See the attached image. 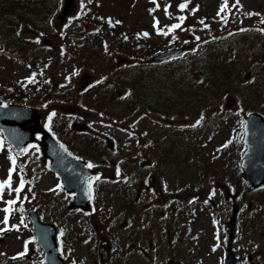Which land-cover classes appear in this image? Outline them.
<instances>
[{
	"label": "rangeland",
	"instance_id": "374dc122",
	"mask_svg": "<svg viewBox=\"0 0 264 264\" xmlns=\"http://www.w3.org/2000/svg\"><path fill=\"white\" fill-rule=\"evenodd\" d=\"M16 1L17 0L12 1V5L14 7L10 6L9 9H16L18 12L20 10L23 13H25L26 10L30 11L26 5L27 3H25L24 0H21V2ZM52 2L54 3V0H48V3ZM157 2L160 4V7L156 8L154 13L156 17H160L162 19L164 24L178 23L179 21L176 19V17L185 16V11H191L193 12V19H196L198 16H200L201 20H203L204 23L206 22L210 29V34L213 37L215 34H220L219 36H222L230 32L240 33L233 35L229 40L230 42L236 43L235 46L241 52L240 59L237 63H234V65H237L234 66V70L235 68L236 71L242 70V75L239 74V80H241L242 84L246 87L250 85V82L255 83V81L258 80V77L264 76V35L257 32L256 26L264 16V14H260V11H262V13L264 11V0H240V5L238 8L232 7V5L235 3V0H228V5L225 11L219 16L217 15V12L221 6L222 0H188V7L183 11L178 9V4L184 2V0H157ZM84 4L85 7L83 13L91 7H93V9H97L98 12H96L94 19L91 15L85 16V14H80L81 0L71 1V6L64 13V19L70 20L71 17H74V24L78 23L81 25L75 26L79 28L80 31H74V40L81 39L82 33L90 34L92 37L95 36V34L97 35L99 49H101V51L96 53H98L101 57L108 58L102 49L103 40L101 38V32L98 33L96 30L100 29L101 31L106 26L96 25L94 20L98 24H106L105 17L107 15L109 17H113L112 23H116L115 20L120 19V23L116 24L123 25V38L126 42L128 38H130V40L135 39V42H148L146 44L150 45L146 49V52H154V50L160 48V44L164 42V37H162L163 32L158 34L157 30L151 24V21L153 20V12H150L149 10L156 7V5L153 3V0H91V3H89L88 0H84ZM166 4L170 5L168 11L171 13V16L166 15L164 12V6ZM193 9H195V11H193ZM62 10V6H60V8L55 6L50 13L62 14ZM251 11L254 13H259L260 15L247 16L246 13ZM222 16H227V22L221 19ZM79 18L81 20L80 22H77ZM204 18H206V20ZM65 20H63L64 23ZM186 20L187 19H185L182 24V29H186L182 32L181 37L184 39H190L187 38L191 33L188 32ZM23 21V23L16 22L15 30H13V32L9 33L8 35L11 37L10 39L12 41V38L20 39L22 41L20 42L23 44L22 49L24 51L18 57H15V60L10 61L2 55V52H0V69L6 71L8 74L13 73V76L6 74L3 77L7 83H10L12 78H14V80L19 78V80L22 81L18 85L13 86L12 90L14 93L16 92L17 87L20 89L21 87L19 86H22V84L26 85V93L16 95V98L21 99V97L26 95L29 98L35 100L38 104H41L42 107V102L46 101L48 104L47 109L49 108V113H52L53 111L58 112V118H61L59 124L61 133L74 139V147L80 152L82 149H85L88 152V158L93 159L94 161L95 158L100 159L95 155V153L99 152L101 149L106 150V153H108L107 148H105L107 147L106 140L94 138L95 136L92 137L93 135H82L80 131L73 130L72 124L74 122H90V134L95 133L104 138L110 136V138L114 140L115 145L112 150L109 149L110 152L108 160L111 162V158L115 159L116 161L121 159L123 161L122 165L125 168V174L122 175L119 180L114 181L112 178L113 175L104 171L105 176L101 177V179L103 178L101 183L104 184L106 182L107 188L113 187L115 184L114 187L117 189L113 190V194H119L116 197V199H118L128 197L126 189H123L122 182H124V186H129L132 188L130 200L134 201L136 198L135 194L137 193L142 180L144 182V187H146L145 192L143 191V194L139 196V200L137 199V202H133L131 206V208H136L137 211L143 213L142 218L135 221V224H139L143 229L139 234H128V236L132 239V241L129 243L130 247L133 248L135 252H138L140 248L145 249V253L142 249V253H139L142 255V259L145 262H148V260L145 258V254H153L155 256L154 252L156 251L159 254L160 263H166L170 256H172L174 245L172 246V244L168 243L169 238L173 235V231L170 233L168 232L169 227L163 217L166 218L168 213L172 215V210L170 209L169 204L165 203L168 201V199L174 200L176 198L184 202H188L193 196H197L200 202H203L206 199L209 202L207 204H197L193 207L192 214L195 217L196 213H198V218L195 225L191 229L196 231L197 237H190V243L184 245L185 249L182 250L181 254L186 255V259L192 261V264H225L226 259L224 248L226 243L222 242V238L226 237V235L225 226L223 227L221 224V219L225 217L227 222L231 214L232 206L236 204L237 206H241V212L238 216L240 231H238L232 249L239 256H246V252L254 254L255 262L257 264L262 263V259L264 261V185L259 188H252L245 181L239 180V169H241L240 162L242 161V155L244 151L242 140V120L245 116L253 111L259 112L257 109H262L260 112L264 113V97H261L257 100V95L259 92L255 90L248 91L246 89V92L241 93L240 96L243 95L248 97L249 95L251 98V104H248V100H243V98L238 99L236 102L238 96H235L234 91H231L230 95H225L224 97H221L222 95L219 94L221 91H219L213 96L216 100L209 99L208 107H206L207 115L206 117L203 115L204 119L201 121V124L195 128L190 127V125H193L198 119H200L201 114H195L192 117L191 114L185 115L184 113H181L185 115L183 117H179L178 115L169 118H166V116L163 115L155 117L158 124V128L155 130V132L157 133L159 130L160 133L164 135L165 139H167L169 136H174L172 140L167 141L168 144H171L172 141L180 142L181 137H187L189 134V138L187 137L188 141L182 140L181 143L184 149H188L189 146L192 147L195 145V142L199 140L198 134L201 133L203 135V139L201 140L202 143L211 145L204 151L209 163L207 164L206 173L203 174V178L201 177V187L190 186V188L188 187L186 190H184L185 194H183V192L178 193L179 191L177 186L180 185V181L175 182L174 180V182L171 181V185H164V183L162 184V182H164L163 177L159 176L163 173L162 171H158L157 175H150L148 174V170H143V168L148 166L144 164L145 157H147L145 154L151 153V145L140 143V141L147 142L151 138L150 133L148 134L146 131V128H151H149L148 124L150 123L151 118L147 117L144 121H141L142 117L139 114L144 108H140L138 111L137 109L131 111V108L134 107V103L125 101L124 109L121 114H128L130 116L119 115V118L123 119V121L120 122L117 118V122L114 124L115 127L108 128L106 124H111L112 121L108 120L109 117L101 115V110L98 108V105L103 107L106 102L105 100L101 99L102 89H95V87L93 88L95 89L94 93L93 89L88 93H86L83 88L79 89L81 87L78 86H88V83L103 76L106 78V80L109 76V82L115 80L116 76L112 75L113 72H109L108 74L104 71H101L102 69L99 68L101 65H104L105 70L111 68L112 63L110 60L106 59L105 62L97 64V55L92 54L89 56V58L94 64L92 66L89 64H84L82 59L84 54L87 53L85 52V49L94 48L91 47V45L89 46V44L86 42H84L83 47L80 46V49H83L84 53L78 51L74 56V59L69 60V58L63 54V50L60 48L62 43H60L59 37L56 34L45 31L46 28L44 29V27H47V25L42 26L45 34L41 35L38 31H33L32 29V27H40L38 24H29L28 26L26 25L27 19ZM59 21V17L54 16L53 22L59 24ZM10 25L12 26V23H10ZM63 28L65 27L63 26ZM58 29H61V27ZM241 29H247V31H241ZM66 31L67 29L65 32ZM144 32H147L149 35L146 37H138V35ZM17 33H19V35ZM8 35H1L0 43L2 39H5L6 41V38L3 37H7ZM37 37L39 38V43L36 42ZM44 38L48 39V42H45ZM204 39L205 38L202 37L201 41ZM167 43L170 45L168 41ZM194 44L195 41L191 43V46L194 47ZM122 47L124 50H128L129 48L127 44L122 45ZM112 48L118 50L117 53L122 51L120 44L117 42L113 43ZM211 49L208 56L212 58L222 53L217 49L215 44L211 45ZM257 51H259V53H257ZM120 54H122V56L118 55L119 59H114L115 62H124L129 60L126 55H123L125 53ZM180 60L178 59L177 62H180ZM209 62L211 63L210 67L214 70L212 71V74L218 76L222 72L221 69H219L222 66L218 65L220 61L209 59ZM39 63L50 64L49 69L45 68L44 71H40V66H37ZM162 64L164 65V63ZM95 65L99 68V70L95 69ZM177 68L178 67H176V65L174 68L159 66L150 72V74L156 78H159L160 75L155 73L169 69V72L167 73H177L181 77L182 84L185 86L188 84L191 76L189 73L179 74L176 72V70H178ZM211 68L208 67V69ZM250 71L252 72V76L250 78V82L247 83L248 79L245 78V74ZM128 72L129 71L126 70L122 74H127ZM33 73H35V82L30 83L29 78L33 77ZM160 74H162V72H160ZM207 76L208 75H206V73L204 76H200L196 73L195 77H198L199 80L192 82L191 88L186 85L189 90H191L193 93L199 94L203 97V99H207V94H211V81L209 80L206 82V79H208ZM138 78L141 80L146 79L148 82L149 75H144L140 72L138 73ZM252 78L255 79L252 80ZM64 80L72 81V85H61V82ZM7 83L4 82L5 85ZM231 83L232 85L236 86L233 82H230V86ZM128 85L134 89V94L130 97L132 98L136 94L137 89L135 88V84L133 82H128ZM150 85L151 83L148 82L145 85V89L143 90L142 88L144 94L151 97H143L144 100H152L156 103L161 99L162 102L166 99L167 101L165 100L164 102L166 106L173 103L172 98L161 91H158V97L153 99L154 95L150 94L153 92L151 91L153 89H148V86ZM118 86L119 88L114 89V91L110 93L111 98L108 101L109 104L114 103V101L117 99L119 100L124 90L128 87L122 83H120ZM141 87H143V83ZM59 88H63L65 90L60 92ZM68 90H70V92ZM65 95H68L67 100L62 101ZM140 97L141 96H138L137 98L139 103L141 102ZM229 98L234 100L233 103L228 102ZM123 100L128 99H122V101ZM240 101L244 106H242ZM239 102L240 104H238ZM251 105L253 106L254 110L250 112L247 110V108H250ZM181 109L184 108L180 106L177 108V111H180ZM119 111L121 110L119 109ZM116 114L118 113L116 112ZM152 115L155 114L152 113ZM208 115L209 117L216 116L217 118H214L217 120V123H214L212 119L208 118ZM55 118L56 117H53V119ZM207 121L208 124L212 125H207ZM217 125L219 128L216 127ZM130 126H136L135 131H133ZM229 141H231V143H229ZM224 145H227V147H224ZM213 146H217V148H219L223 153L221 154L219 149L217 152H215V147ZM37 148L40 150V146L36 145L33 150L30 149L27 153H24L21 156L18 155L19 159L21 161L29 162L31 158L36 156V158L39 160L34 166H45V162L43 161L42 157L38 156L39 152L36 150ZM92 148H94L96 152L90 153L89 149ZM9 155H11L10 152L4 153V156L1 158L0 180L7 178L8 170L11 167ZM213 161H215V163H213ZM104 165L105 162L100 163V166ZM125 179L126 181H124ZM25 180L31 181L28 177H26ZM55 181L56 180L52 177V175L48 174L42 178L40 188H48ZM193 181H195L194 178ZM18 183L19 175L17 174L16 176L14 175L13 178V187L18 185ZM29 184L30 183H28V186ZM222 184L227 188H225ZM165 186H167L168 189L165 190ZM179 188L182 189V187ZM228 189H230L232 192H236L238 189H240V197H237V199L227 198L226 190ZM34 190L35 187H32V191ZM212 190L216 191V195L209 198V193ZM120 191H123V193L120 194ZM27 193L28 192L26 190L24 193H21V199L18 200V202H20L22 205L23 211L29 209L30 206L35 205V203L30 201L31 196ZM25 196H27V199L24 198ZM38 196H42L39 199L40 201H45V197L43 195L39 194ZM4 198L5 200L14 199L15 193H9L6 191ZM60 198H62V196H57L55 194L53 198V202H55V204L52 206H49L52 202H47V204L45 202L42 203V210L46 221H51V215L53 212L61 208L57 202V200ZM105 200L109 203L113 201L111 197H108ZM17 204L13 206L14 209H16ZM152 204H154L153 207ZM249 204H252V209L255 211V214H253V210L251 211L248 209ZM4 207L5 204L0 203V209H3ZM154 207L156 211L154 210ZM66 210H63L60 216L61 220L66 223L67 233L64 232V235H60V237L61 239L66 237V242L68 245L70 240L74 239V236H71L70 234L72 228L74 227V223L77 222L78 219L70 215L72 212H68ZM258 210L260 213H263L258 215ZM146 213L149 214L147 215ZM119 214L120 217L117 218L115 222L118 226L122 225L124 222V217L121 215V209ZM162 214H164L163 217ZM255 215H258V218H256L257 216L255 217ZM3 216L4 213L0 211V220L3 219ZM250 216L253 218L249 221ZM92 218L93 217H90L89 221H91ZM106 219L109 220V218ZM16 220L19 221L20 218L16 216ZM175 222L178 229V226L182 225L181 220H175ZM92 223L98 224L103 231H106L103 229V227L107 224V222H99L93 219ZM2 227H5V225L0 224V228ZM96 230V232H98L101 236L102 240L107 239L112 235L107 231L99 232L98 229ZM249 230H251V233ZM181 233L185 237L184 233ZM122 235H124V233ZM156 235H159L160 237L158 238ZM82 238L83 236H80V239ZM180 238L181 237H179V239ZM25 240H27V234L21 233L17 230L10 235L5 233L3 237H0V257H2L4 260L0 264H10V257L17 256V254L21 251V248H23ZM150 242H153L154 244L157 243V245L153 246V253L147 251V248H150ZM98 246H96V251ZM86 251L88 254L93 253L88 247ZM194 258H197L198 260L193 261ZM29 261L30 259L27 261V263H29ZM15 263L21 264V261L17 260ZM245 264H249L246 258Z\"/></svg>",
	"mask_w": 264,
	"mask_h": 264
},
{
	"label": "water",
	"instance_id": "95a60500",
	"mask_svg": "<svg viewBox=\"0 0 264 264\" xmlns=\"http://www.w3.org/2000/svg\"><path fill=\"white\" fill-rule=\"evenodd\" d=\"M168 55L170 54L167 53L163 56L166 57ZM163 56L161 55L159 58ZM15 112L17 117H13L14 113H10L9 111L7 113L8 115H6L8 116V119L0 114V126L4 129L6 135L13 142L18 151L19 147H17L14 142V137L22 138L20 147H25L29 141L33 140V135L36 132H42L44 133L43 138L47 149L51 146H56L58 152L64 153V150L59 143L46 134V130L41 125L40 113L37 110L28 107H17ZM30 122H33V125L29 129L27 128V124ZM77 125H75L76 128L85 127ZM245 125H247V127H245V141L246 144L249 145V149L246 153L243 164L245 169L244 175L252 185L257 186L264 181V168L261 173L258 172V167L264 166V117L259 113H253L245 119ZM85 166L86 163L84 161H80L70 156L68 163L61 169V174L70 185L69 189L76 191V198L79 200L80 205L87 208L89 200L87 181L93 173L86 170ZM70 181L72 183L74 182V184H71ZM30 217L37 241L44 248L47 259L49 263H51L53 258L55 260L58 258L56 227L53 224L43 223L38 214L34 211H30ZM230 226L231 228L229 230L227 245V264H240L231 248L234 231L236 230L235 220Z\"/></svg>",
	"mask_w": 264,
	"mask_h": 264
},
{
	"label": "trees",
	"instance_id": "16d2710c",
	"mask_svg": "<svg viewBox=\"0 0 264 264\" xmlns=\"http://www.w3.org/2000/svg\"><path fill=\"white\" fill-rule=\"evenodd\" d=\"M12 1L13 0H0V36L1 35L6 36L9 33L13 32V30H15L16 22L19 23L25 19H27L26 22H30V23H33L34 25H36L35 22L33 21V18L35 16L38 17V14H39V13H37L38 4H36V1L33 5L27 2L28 4H26V5L30 11L26 10L25 13H23L20 10L18 12L16 9H13V10L9 9L10 6L14 7L12 5ZM18 1L19 0H17L16 2H18ZM10 11H13V12H10ZM36 22L38 24L41 23L39 19H37ZM10 23H12V26L10 25ZM10 38L11 37H9V35L6 37V39H7L6 43H8L11 47L14 45L18 46L17 44L14 43L15 38H12L13 41ZM121 48L123 49L122 46H121ZM85 52H87L86 53L87 55L84 54L82 62L84 64H89L90 63V61H88L90 59L89 56L92 54L95 55V53H93L95 51H92V50L86 51L85 50ZM128 53L130 54V51ZM131 54L137 55L138 57H141V58L146 57V54L144 53V51H141L140 49H137L136 51L132 52ZM240 54H241L240 50L236 49V47H233V49L229 52V54L226 51L225 52L223 51L221 54H218V56H216L214 58L208 56L209 54L204 56L201 53L202 58L204 57L203 60H207V61H203L201 63V66H203L204 62L207 64L206 75H208L207 76L208 79H206V82H208L209 80L211 81V94H207V92H206L207 99H203L202 96H200L199 94L193 93L191 90H189L187 88V86L191 88L192 83L186 84L187 86L186 85L184 86L180 79H170V78L157 79V82H158L157 88L161 92H163L164 90L169 91L172 95L171 98L173 101V103L171 105L169 104L167 106L164 103L166 99L163 102L161 101L162 99L159 100L158 102H156L157 112H161L162 114H165V116H166V113H169V115H173V116L180 115L181 117L185 116L186 114L187 115L193 114L194 112H197L204 107H208L209 99L216 100L215 97H213V96L215 93H218L219 91H221L219 93L222 95L221 97H224L225 95L226 96L230 95L231 91H234L235 95L240 96L241 93L246 92V89L248 90V88H249L248 91L255 90V91L259 92V94L257 95V100L259 98L263 97L264 76L262 78L258 77V80L255 81V86H253V87L250 86L247 88V86L245 87L244 85H241L240 80H239V74L242 75V70L236 71V68L234 70V66H237L236 64L234 65V63L238 62V60L240 59ZM209 59L220 61V63L218 65L222 66L221 68H219V69H221L222 72L218 76L212 74V71H214V70H213V68L210 67L211 63L209 62ZM186 64L189 65V61H187ZM208 67L211 68L212 70L208 69ZM198 68H199V72L204 71V68H201L200 66H196V70ZM178 73H181V72L178 71ZM194 78H196V77H194ZM129 79L131 81L136 80L135 77H129ZM173 82H176V86L179 88L177 94L172 93V91L174 89ZM230 82H233L236 86L232 85V83L230 86ZM133 83L135 84V82H133ZM146 83H148V82L146 81ZM150 83L152 84V82H150ZM10 85H12V84L5 85L6 87H4V89L8 93H10L8 91V88ZM19 87H21V88L18 89L15 93L12 90V93H14V95H19L21 93H25L26 88H23V86H19ZM150 88L153 89V90H151L153 92L150 94L154 95L153 99H156L158 97V89L153 87V85L148 86V89H150ZM140 93H142V90ZM143 94H144V92H143ZM10 96H12V94ZM144 96H145V94H144ZM23 97L25 98L26 101H34L33 104H35L36 106H40V107L42 106L41 104H38L35 100L29 98L26 95ZM240 97L243 98V100L247 99L248 100L247 103L251 104V98L249 97V95H248V97L243 96V95ZM8 98L9 97H6V99H8ZM180 106L184 109L177 111V108ZM114 109L116 110L114 112L115 114L117 112L119 115H121V113H120L121 111H119V109L117 107H114ZM122 109L123 108H120V110H122ZM247 109H253V106L251 105L250 108H247ZM181 113H184L185 115L181 114ZM172 160L175 161L173 164L175 166V164L178 163L177 158L175 157V154H174V157H172ZM179 173L182 174V171L179 170ZM179 177H184V176H179ZM181 179H183V178H181Z\"/></svg>",
	"mask_w": 264,
	"mask_h": 264
},
{
	"label": "snow or ice",
	"instance_id": "6c2138e0",
	"mask_svg": "<svg viewBox=\"0 0 264 264\" xmlns=\"http://www.w3.org/2000/svg\"><path fill=\"white\" fill-rule=\"evenodd\" d=\"M88 2L91 3V0H88ZM153 3L156 5V7L153 8V9H150L149 10L150 12H154L156 10V8L160 7V4L157 2V0H153ZM227 5H228V0H222L221 6H220V8H219V10L217 12L218 16L222 12L225 11ZM239 5H240V0H235V3L232 5V7L233 8H238ZM80 7H81V14H83V10H84V7H85L84 0H81ZM169 7H170V5L166 4L164 6V12H165L166 15L171 16V13L168 11ZM178 7H179V9L181 11L186 9L188 7V0H184V2H182V3H180L178 5ZM193 11H195V9H193ZM246 15L247 16H253V15H260V14L259 13H251V12H249V13H246ZM101 19H103V18H101ZM176 19L179 21L178 23H174V24H172L170 26H167L169 32H173L176 29L184 30V29H182V24H183L184 20L186 19V17L185 16H179V17H176ZM221 19H223V20H225V22H227V16H222ZM50 23H51V21H50ZM108 23L110 25L112 24L111 18L108 19ZM116 23H120V21H116ZM200 23L203 24L204 23L203 20H201ZM261 23L264 24V19L261 20ZM159 24H160L159 20L154 18L153 27L157 30L158 34L162 33V29L159 27ZM64 27H68V25L65 24ZM205 27H207V25H205ZM258 30L261 31V32H264V28H261V29H258ZM96 31L99 32L100 29H97ZM241 31H247V29H241ZM17 34L19 35V33H17ZM163 34L167 35L168 33L167 32H163ZM143 35L146 37L149 34L147 32H145V33H143ZM199 39H200L199 37H196V40H199ZM36 42L37 43L40 42L38 37L36 39ZM34 77H35V73L33 74V77L29 78V82L30 83L35 82L34 81ZM97 83H99V81ZM0 107H7V106L6 105H0ZM56 115H57V113L55 111L50 113V115L48 116L49 125L51 124V121H52L53 117H55ZM101 115H103V114H101ZM203 119H204V116H203V114H201L200 119H198L193 125H190V127H193V128L197 127L198 125L201 124V121ZM46 126H48V125H46ZM245 127H247V125H245ZM21 141H22V138L14 137V142L16 143L17 147H19V152L20 153H27L29 148L34 147V145H29L27 147H20ZM229 143H231V141H229ZM3 146H4L3 145V141L0 140V148H2ZM61 147H63V146L61 145ZM224 147H227V145H224ZM36 150L39 151V148H37ZM65 151H67V149H65ZM9 159L11 161V167L8 170L7 178L3 179V180H0V201H2L5 204V207L3 209H0V211H2L4 213L3 219L0 220V224L5 225V227L0 228V234H3V233L8 232V231H11L13 228L18 230V227H19L18 225H11L10 227L8 226L9 219H10L11 214L14 211V207L13 206L16 205L17 201L21 199V195H20L21 192L25 189L26 184L31 183V181H26L25 178H24L23 171H24L25 165L23 163L17 165L16 156H10ZM86 167L93 168L94 165L92 163H88L86 165ZM17 169H19V171H18L19 183H18L17 186L13 187V173L17 172ZM116 174H117V176L120 175L119 166H117ZM100 179H101V176L100 175H96L95 177L90 178L87 181L88 192L90 194V198H91V192H92V188H93V180L99 181ZM57 188H59L61 191H63V185L58 184ZM165 190H166V186H165ZM6 191L9 192V193L14 192L15 193V198L14 199L5 200L4 197H5ZM29 191H31V189H29ZM72 195H75V194L73 193ZM215 195H216V191L212 190L209 193V198L214 197ZM24 198L27 199V196H25ZM193 202H194V200H190L189 201V203H193ZM208 202L209 201L207 199L204 201L205 204H207ZM26 226L27 225H25V227ZM60 235L61 236L64 235L63 230L60 232ZM87 242L88 241H85V243H87ZM27 246L28 245H27V242H26L25 251L18 253L17 256L13 257V259L24 257L27 254Z\"/></svg>",
	"mask_w": 264,
	"mask_h": 264
},
{
	"label": "flooded vegetation",
	"instance_id": "af4514ba",
	"mask_svg": "<svg viewBox=\"0 0 264 264\" xmlns=\"http://www.w3.org/2000/svg\"><path fill=\"white\" fill-rule=\"evenodd\" d=\"M171 146V145H170ZM173 148V146H171ZM80 241L76 240V245H79ZM76 264L88 263L89 264H136L131 261H127L124 256H117L115 252L108 246L99 245L97 251L85 256L83 253L78 252L74 258Z\"/></svg>",
	"mask_w": 264,
	"mask_h": 264
},
{
	"label": "bare ground",
	"instance_id": "6f19581e",
	"mask_svg": "<svg viewBox=\"0 0 264 264\" xmlns=\"http://www.w3.org/2000/svg\"><path fill=\"white\" fill-rule=\"evenodd\" d=\"M15 42V44H17V45H21L22 43V41L20 40V39H18V38H15V40H14ZM21 41V42H20ZM257 53H259V51H257ZM153 85V87H155L156 89H158L157 88V86H158V83H153V84H151V86ZM158 91H160L159 89H158ZM167 96H169L170 98H171V93L169 92V91H167V90H164L163 91ZM89 152L90 153H94V152H96V150L94 149V148H92V149H89ZM164 162H165V167L166 168H168L169 169V167H170V165H169V159L168 158H166V157H164Z\"/></svg>",
	"mask_w": 264,
	"mask_h": 264
}]
</instances>
